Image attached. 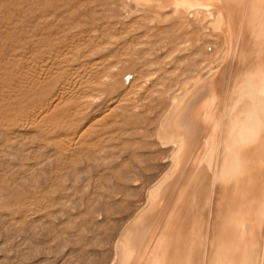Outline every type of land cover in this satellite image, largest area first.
I'll use <instances>...</instances> for the list:
<instances>
[{"label": "bare ground", "instance_id": "1", "mask_svg": "<svg viewBox=\"0 0 264 264\" xmlns=\"http://www.w3.org/2000/svg\"><path fill=\"white\" fill-rule=\"evenodd\" d=\"M132 1L153 10L155 15L148 16L151 22L175 20L174 23L170 21L169 26L165 25L167 31L178 26L184 29L195 26V36L198 31L200 36H215L216 40H208V44L211 41L215 49L209 54L207 51L201 62L191 61V66L185 69L176 66L169 70L166 67L177 65L178 54L183 52L181 47L189 46L191 39L184 37L187 35L176 40L174 38V46L167 44L168 47L164 48L169 38H163L162 42L165 43L161 45L158 42V47L149 46L148 41L137 40L136 46L139 44L141 47L136 51L133 41H130L132 44L126 42L125 34L129 31L122 19L129 10L125 7V0H113V14L108 9L107 16L97 15L94 2V11L87 8L90 0L87 3L84 0H0V166H3L6 156L21 161L27 158L31 161H28L30 171L45 167V173L49 176L53 171V162L59 164L64 153L70 152L73 159L76 155L79 159L80 156L85 157V146L89 143L85 145V141L90 138L87 133L94 126L112 116L116 109L129 114L138 108L132 97L127 98L130 104L123 98H116V102L109 100L104 118L94 120L83 131L78 130L83 121L96 108H100L97 106H101L99 102L105 97V92H109L111 85L122 84L130 77L128 94H132L140 85L136 83L138 79H155L157 82L166 80L167 75L176 72L172 84L173 81L185 82L184 90L191 82L197 84L192 91L172 99L173 108L166 117H161L164 113L160 116L157 114V137L153 135L155 140L152 143L171 146L172 167L155 187L145 193L143 209L119 234L121 244L116 248L119 254L116 264H264V0ZM83 5L86 9L82 11L80 6ZM163 10L171 13L163 17ZM112 17L117 18L110 21ZM161 48L164 55L160 52ZM97 53H103V56L93 60L94 72H87L84 67L75 65L79 59ZM187 59L184 61L188 62ZM85 65L88 67V64ZM99 84L108 89L98 90L95 85ZM123 118H127L126 115ZM113 119L110 127L118 124V118ZM119 135L111 133L109 141L117 139ZM102 136L91 138V141L102 143ZM28 143H37V149H26ZM7 146H15L17 152L11 153ZM43 152L46 157L40 162L39 156H43ZM71 161L76 163L75 159ZM60 167L53 171L55 178L63 173L59 172ZM8 168L1 172L0 167V186L4 181L13 186L16 183L20 186L21 183L22 186L23 178L28 181L33 176L18 169V173L26 172L20 173L23 175L21 178L14 168ZM43 176L46 178L47 175ZM53 184L56 189L62 186L58 182ZM30 185L26 190L31 189L29 193L34 188L39 190V185ZM51 189L52 184L48 191ZM139 190L144 192L146 188ZM44 193L39 194L42 196ZM11 194L12 191L6 197H11ZM32 194L8 205L17 206L21 219H30L40 211L30 208L37 199ZM61 196H57V201ZM42 197L46 198V195ZM43 203L47 206L45 201ZM53 203L54 206L56 203ZM137 209L128 217L136 215ZM118 220L119 226L126 221ZM7 221L4 213H0V226L7 224ZM95 224H92L93 227ZM6 230L3 233L5 240L0 238L4 244L16 238L15 233L12 236L6 234ZM1 245L0 252L5 251Z\"/></svg>", "mask_w": 264, "mask_h": 264}, {"label": "rangeland", "instance_id": "2", "mask_svg": "<svg viewBox=\"0 0 264 264\" xmlns=\"http://www.w3.org/2000/svg\"><path fill=\"white\" fill-rule=\"evenodd\" d=\"M84 1H85V3H87L89 0H84ZM112 1L113 0H90L91 3L88 2L89 4L88 5L86 4L87 5L86 7L93 10V2H94V6L98 10V12H96L97 15L98 16H104V15L107 16L109 14L108 13L109 10H111L110 11L111 13L113 12L112 11L113 6H111ZM80 7H81L82 11L84 9H86L84 7V5H83V7L82 6H80ZM125 7L129 10V13H127L126 17H124L122 19V21H123V24L125 26H127V28H128L127 31H129L128 34L127 33L125 34V36H127L126 42L129 44H132V43H130V41H133L135 44V45L134 44L133 45L136 46V43H138V41L145 40V41H148V43L150 44L149 46L158 47L159 45L165 43V42H162L163 38H165L166 40H168V38H169L170 41H169V43L166 42L163 45L162 48H164V47H168V46H174V42H173L174 38L176 40V38L180 39V37L183 38L184 35H187L188 37L187 36H184V37L191 39V40H189V42H192V43L189 44V46H184V47L182 46L181 47V51H183V52H180L178 54L179 59L178 58L176 59V63L178 62L177 65L175 64L173 66L166 67L169 70L170 69L172 70L173 67H176V66H178L180 69H185L187 66L188 67L191 66V63H189L191 61H192V63L201 62L204 59L203 56L206 55L207 51L209 54V53L213 52V50L215 49V45H213L211 41L208 44V40H216V37L213 35H212V37H204L203 35L200 36V35H198L200 33L199 31H198V34L195 36V34L193 33V32L197 33V31H193L196 29L195 26H193V27L190 26L188 29H186V28L184 29V27L178 26L175 29L173 28L172 31L171 30L167 31V30H165V25L167 27V26H169L168 24H171L170 21H173V23H174L175 20L170 19L169 21L164 22V23L163 22L160 23L159 20H155V22H151L150 19H148V16L152 17L155 15L153 10L150 8H145L141 5H137L132 0H125ZM167 13H171V12L163 10L161 14L164 17L165 15H167ZM121 14H123V13H121ZM112 18L109 20L114 21V20H116L117 17H114L113 19ZM88 20H89V18H88ZM107 21H108V19H107ZM189 22L193 23V21H190V20H189ZM158 25H160V26H158ZM162 27H164L163 28L164 32H163ZM194 27H195V29H194ZM130 30H131V32H130ZM187 32L189 35L187 34ZM190 32H192V33L190 34ZM149 33H150V35H149ZM133 37H134V39H133ZM202 38H203V40H202ZM199 39H201V40H199ZM149 40H150V42H149ZM158 42H159V45L157 44ZM167 44H168V46H167ZM201 46H202V48H201ZM139 47H141V45L137 44V46L135 47L136 51L139 49ZM185 47H186V49H185ZM190 47H192V48H190ZM161 51L163 54L164 53L163 49L160 50V52ZM195 52H197V53L195 54ZM193 53H194V55H193ZM201 54H202V56H201ZM102 56H103V53H97V54L89 56L86 59L81 58V59H83V61H80L81 59H79V63L76 62L79 65L75 64V63L74 64L76 66H80L82 68L84 67V69L87 72L88 71L94 72L95 70L92 69V68H94L93 67L94 65H92V62H93V60L94 61L98 60ZM183 57H184V59H183ZM185 57H186V59L189 57V59H187L188 62L184 61V60H186ZM190 59H192V60H190ZM182 60L185 62V65H184V62L182 63ZM83 63L88 64V67L86 65H85L86 66L85 67ZM89 67H91L90 70H89ZM203 74H206V72H204ZM167 77L168 78L166 80L160 79V80H157V82L155 79L154 80L143 79L140 81L138 79V81L136 83L140 84V85L136 88V91H134V93H132V94H128V89H130V85H131V83L129 81L130 77L128 78V81L123 82L122 84H119V85L117 84L116 86L111 85L109 88L110 90H108L109 92H105V97L102 98L103 101L101 99V101L99 102V103H102L101 104L102 107L97 106L100 108H96L94 110V112H92L90 117L83 121V123L80 125L78 130H82V129L84 130V128L86 129V128L90 127L91 123L94 120H98L100 117H103V116L105 117L106 109L108 106L107 104H110L109 102H111V101L114 102V100H115V102H116L120 98L121 99L123 98V100H125V99L127 100V98L132 97L133 101L135 100L134 103H136L138 105V108H136L135 111H133L129 114L125 113L121 109H116L117 111L115 110V112H113L112 116H108L107 118L103 119V121L98 123L97 126H94V128H92L91 131H89L87 133V135L89 134L88 137H90L89 139H87L85 141V145L87 144V142L90 143V144L89 143L87 144L90 147L87 145L85 146V148L87 147L86 148L87 154L85 155V157L80 156V159L77 155H76V158L74 156L76 163L71 161V159L73 161H74V159H73V156L70 152L68 154L64 153V157L62 158L63 160L62 159L60 160V163H62V164H60V163L58 164L56 161H54L51 169H53V171H54L55 168H58L61 166L59 172L61 173L63 171L62 175H59V173H58L59 178L58 177L55 178L56 173L55 172L53 173V171L48 176V174L45 173V170H46L45 167H44V169H43V167H41V169H38L39 173H38V171H30L31 170L30 169L31 164L28 163L29 159H27V158L23 159L22 161L19 159H16V158L15 159L11 158L12 156H6L7 160L5 158H3V160L5 159V161H6V165H5V161H3L2 162V163H4V164H2L3 166H0L2 169L1 172L3 170H6L9 167V165L11 167H12V165H15L14 167H12V168L9 167V168L10 169L14 168L13 170L16 172L18 169H20V170H24L28 173V174H26V172H24V171H19V173L17 172V175L21 176V174L23 173L26 175L32 174L33 176L28 178L29 180L26 181V178L24 179L22 177L23 176L22 175L21 178H23V179H22V181L20 180L22 182V186H21V183L19 182L20 186H19V184L16 183L14 185L15 186L14 187L13 185H9L6 181H4L2 183L3 185L0 186V207L2 206L4 208V209L2 207L0 208V210H1L0 213H4L5 219L8 220L7 224H8V222H10L9 225H7V224L3 225L2 224L3 226L2 227L0 226L1 227L0 228V231H1L0 232V238L1 239L4 238L3 233H5L6 227H7L6 234H9V235L12 234V236H13L15 233L14 237H16V238H13L14 243H13V239H12V241H8L7 244H4L5 238H4V240L0 239V243L3 245V247L1 245V248L5 249V251L3 250L0 252V264H116L117 263V261L119 259V254L117 253L116 248H117V246H119L121 244L120 243L121 238L119 237V234L127 228V226L138 216V214L143 209L144 203H142V200L144 201V199H145V193H148V191L150 189L155 187L161 181L163 176L165 174H167L169 172V170H171V167H172L171 166V157H170L171 154L169 152L170 151L169 148L171 146L169 144L152 143L153 140H155V137H157V136H155V134H156L155 132L157 131L155 129L157 128V124H158L156 122V120L158 119L157 114L160 116L161 114L164 113V115H161V117L162 118L166 117L169 114V112H171V110L173 108L172 99L182 97L187 92L192 91L193 88L197 84L196 82H191L188 84L187 88L184 90L183 86L185 85V82L177 83V82L173 81L174 83L172 84L171 80H174L176 78V72H174V74L171 73V75H169V76L167 75ZM158 81L162 82V83H159ZM176 83H177V85H175ZM86 84L87 85H94V84H89V83H86ZM154 84L156 86V89L154 87ZM95 86H97L98 90H100V88H101L102 91H103V89L104 90L108 89L107 86H106V88H104V86H100V84L95 85ZM113 88L115 89L114 91H113ZM149 89H150V91H149ZM162 89H163V91H162ZM154 92L156 94H154ZM149 94H150V96H149ZM170 95H171V99H169ZM150 97H151V99H149ZM152 97H153V100H152ZM116 98H118V99H116ZM141 99H143V100H141ZM127 101H128V104H130L129 100H127ZM168 101H169V105H168ZM165 106H168V107H165ZM104 107H106V108H104ZM124 115H126L127 118L124 119L123 118ZM114 117L118 118L117 119L118 124L116 127H110L113 123ZM107 127H108V129H107ZM113 132H114V134L119 133L120 135L118 136L117 139H115L113 141H109V136ZM128 132L130 133L129 135H128ZM105 134H108V135L106 136ZM102 135H104L106 137H104ZM99 136H102V139H103L102 143H94L91 141V138L93 139V138H97ZM103 137L106 139H104ZM119 138L121 139V141ZM141 139H143L145 141H141ZM11 144H13V143H11ZM28 144L29 145L26 147V149H32V150L37 149L36 148L37 143H28ZM8 147L9 146H7V150L11 151V153L17 152L15 146L14 147L10 146L13 149H10V147L9 148ZM100 147H102V148L100 149ZM23 148L25 149V146ZM167 150H168V152H166ZM24 153L25 152H23V154ZM157 153L159 155H157ZM42 154H43V156L42 155L39 156V158L41 159V160L39 159L40 162H42L43 159L46 157L45 152H43ZM88 154H90L91 156ZM96 154L98 155V157L96 156ZM70 156H71V159H70ZM92 156H93V159H92ZM94 156H96V157H94ZM65 157H67V158H65ZM81 157H84V159L83 158L81 159ZM77 158L79 159L78 162H77ZM94 158H95V160H94ZM68 159L70 161H68ZM12 160H17V162L19 161V163H21V164H19V163L16 164V161H12ZM83 160L86 163H84ZM168 161L170 163H168ZM29 162H31V161H29ZM70 162H71V164H70ZM24 164H26V165H24ZM76 164H78V166H75ZM165 164L167 165V168H166ZM63 165L66 167H65V169L63 168L64 170H61V168L64 167ZM92 165L96 166L97 168L96 167L93 168ZM163 165H165V166H163ZM17 166H18V168H17ZM27 166H28V168H27ZM67 166L69 167V169L66 171V169L68 168ZM117 166H119L120 168ZM21 167H22V169H21ZM74 167H76V168H74ZM164 167H165V169H164ZM116 168H118V169L116 170ZM70 169L73 170V172H69V171H71ZM104 169H106L105 172H104ZM161 170H163V171H161ZM112 171H114V173ZM42 172L44 175H47L46 178H45V176H43ZM74 172L75 173L77 172L76 176H74L75 175ZM106 172H108V174ZM117 172H118V174H117ZM35 173L37 174V176ZM156 173H157V175H159L158 177H157ZM72 174H73V177H75V180H73V177H71ZM77 174H79V175H77ZM64 175H67V176L63 177ZM155 175H156V177H155ZM77 177H79V178L77 179ZM18 178H20V177H18ZM37 178H38V180H37ZM130 178H132V179L130 180ZM47 179H49V180H47ZM51 179H54V180H51ZM57 179H59V181H56ZM145 181H146V183H145ZM46 182H48V183L46 184ZM52 182L55 184H57V182H58V184L62 185V186H60V188L56 189V185H54ZM4 183H5V185H4ZM30 184H37L40 187V188L38 187L39 190H37V188H34L33 191H31L35 197L37 196V199L35 198L36 201L34 200L33 204L35 203V205L38 206V208L35 207V205H33V204H32L33 205L32 207L30 205V208L38 209V211L40 210L39 211L40 214L38 212V214H34L32 216V218L29 219L26 217V218H23L24 219L23 220V219H21V217H19L21 214L18 212L17 206L15 205L16 207H14L12 205V207H8V205L11 206L10 204H12L13 201L15 204V202L17 200H19L20 197H23V196L27 197V196H29V194L31 196L32 193L31 192L29 193V191L31 189L26 191L27 187L29 188V186H31ZM51 184H52V189L49 190V191H51L49 193L48 189L51 187ZM7 186L8 187L10 186L9 187L10 191L7 190V188H8ZM12 186H13V188H12ZM25 186H26V188H25ZM53 186H54V188H53ZM64 186L66 188L68 187V189H66ZM141 187L146 188V190L144 192L142 190H139ZM41 188L44 190H42ZM64 188H65V190H64ZM11 191L13 193V194H11V197H6V195L7 196L10 195ZM37 191L39 193H42L45 191L46 193L42 194V196L46 195V198L42 197L41 194L37 193ZM2 192H4V193H2ZM35 192L38 195H36ZM3 194L5 196H3ZM47 195L49 198L50 197H52V198L51 199L47 198ZM61 195H63V197ZM57 196L58 197L61 196L60 200H59L60 203H59V201H57L58 200ZM17 197H19V198H17ZM55 197H56V199L54 201ZM105 197H107V198H105ZM64 198H66V201H68V202L64 201L65 200ZM48 200H51V201L48 202ZM44 201H45V203L48 202L49 204L47 203V206H46V204L44 206V203H43ZM53 201H54V203H53ZM61 201H64L66 203H64V202L61 203ZM51 202L53 204H55V203L56 204L53 206L51 204ZM100 202L102 203L103 206L100 205ZM37 203H39V205L41 204L40 206L42 207V209H41V207L39 208V205ZM134 203H135V205H134ZM2 204H4V205H2ZM50 205H51V207H50ZM71 206H73V207H71ZM5 207H6V209H5ZM136 208H138L136 210V215L134 214V216L128 217L129 215H131L130 213L135 212L134 210ZM45 210H46V212H44ZM89 211H92V213H89ZM47 212L48 213L52 212L53 215L51 216V214L49 213L50 215L47 214V216H46ZM54 213H55V215H54ZM42 217H44V218H42ZM125 217H126V219H125ZM50 219H51L50 222H52V223H50L48 221ZM118 219L126 220V221L122 226H119L120 220H118ZM88 220H90V221H88ZM117 220H118L119 224H118ZM91 221L94 224L96 223L94 227H93V225H92L93 223H91ZM15 224H16V226H15ZM9 226H12V228ZM13 226H14V229H13ZM17 226H18V228H17ZM52 226H55V228H52ZM2 228H3L4 232H3ZM10 228L13 229L14 232H12L13 230H11ZM15 228H17L16 231H15ZM9 231H11V232L9 233ZM31 233H33V236ZM74 233H75V235H74ZM84 237H86V238H84ZM108 237H110V238H108ZM83 238L87 240V243H86V240H84ZM93 240H94V242H93ZM91 241H92V243H91ZM84 243H85V245H84ZM5 245H7V247H8V245H10V246L7 249V247H5Z\"/></svg>", "mask_w": 264, "mask_h": 264}]
</instances>
